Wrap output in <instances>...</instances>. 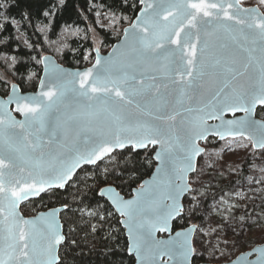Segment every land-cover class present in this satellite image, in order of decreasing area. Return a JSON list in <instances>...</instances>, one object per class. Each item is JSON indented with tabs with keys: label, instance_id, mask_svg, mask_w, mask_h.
<instances>
[{
	"label": "snow or ice",
	"instance_id": "obj_1",
	"mask_svg": "<svg viewBox=\"0 0 264 264\" xmlns=\"http://www.w3.org/2000/svg\"><path fill=\"white\" fill-rule=\"evenodd\" d=\"M260 4L264 5V0H260ZM141 16L142 20L132 25L134 38L140 44V48L134 51L141 60L150 53L159 57L161 53L158 50H163V59L167 61L163 65L165 74L171 75L173 84H179L186 90L203 88L201 78L205 75L218 77V86L212 96L215 103L209 102L212 111L208 113V118L219 119L224 110L233 114L242 111L249 117L227 121L229 127L225 132L217 130V135L221 138L225 134L243 135L246 128L255 126L256 122L250 119L252 112L257 104L264 105V13L259 12L258 8L242 7L241 0H171L166 4L162 0L159 7L155 3H148ZM161 16L162 20L159 19ZM136 29L145 35L137 37ZM217 31L231 36L232 45L239 50V57L227 51L228 44H221L225 53L211 61L201 59L197 69V45L201 42V32L211 35ZM181 33L184 34L183 38ZM128 35L126 31L125 36ZM165 43L176 45V49H165ZM185 49H188L187 54ZM208 49L209 44L205 41L203 51L206 53ZM101 63L97 53L96 65L100 66ZM128 67L133 65L129 64ZM156 71L154 69L145 77L144 70L140 69L139 75L125 72L123 76L115 78L99 73L93 78L91 70L77 73L80 84L78 94L91 102L79 114L85 120L81 123L78 117H69L63 124H56L53 131L48 133L47 142L41 134L48 130L50 114L63 97L62 91L57 95L54 89H50L42 91L37 97L17 98L16 111L24 114L23 122L15 120L7 111V106L0 104L4 108L3 114H0V141L6 153L0 155V264H56V245L64 237L55 222V213L25 220L17 210L20 202L50 187L63 188L81 163H96L116 148L123 149L126 146L139 149L159 144L161 150L156 159L163 167L157 171L168 176L171 170L181 181L180 184L168 181L172 190L167 198L173 203L165 205L163 209L154 196L155 182L142 185L134 200L125 201L119 197L113 200L121 215L127 216L129 221L142 217L130 229L134 233L131 251L142 258L144 247L149 241L169 243L155 241L154 234L156 231H168L169 220L180 214V195L188 187L183 183L185 173L193 169V159L203 151L197 146V140L205 138L209 129L204 126L205 118L200 117V124L188 141L175 146L184 153L183 161L177 164L174 145L171 143L172 125L165 127L163 122L175 121L179 112L166 111V100L160 86L145 83V78L153 82L157 80ZM242 77L248 78L249 87L237 90L233 82ZM148 93L152 94L156 105L155 112H148L153 120H137L131 108L135 105L136 109L144 111L145 106L136 98ZM42 97H47L48 102L45 103ZM217 105H220L219 112L216 111ZM16 127L22 132L16 134L10 131ZM73 127L90 134L84 149L75 143H67L68 133ZM57 131L63 133L62 139L57 137ZM13 136L18 138L13 141ZM254 146L264 149V126H261V134ZM25 167L29 169L27 178H16L13 170L19 168L23 172ZM177 236L184 237L183 242L179 243L180 255L182 264H188V256L194 249L188 244L187 233H177ZM259 264H264V259H260Z\"/></svg>",
	"mask_w": 264,
	"mask_h": 264
},
{
	"label": "trees",
	"instance_id": "obj_2",
	"mask_svg": "<svg viewBox=\"0 0 264 264\" xmlns=\"http://www.w3.org/2000/svg\"><path fill=\"white\" fill-rule=\"evenodd\" d=\"M140 0H0V66L19 84L23 92L35 91L42 73L43 54H52L65 66L85 68L95 59L92 36L100 38L102 52H107L122 36L140 10ZM108 22L112 25H108ZM11 84L0 76V95L9 93ZM257 116L264 118V107ZM226 141V140H225ZM217 138H209L203 146L214 151L207 158L217 157L221 144ZM249 144L242 161H236L229 171L230 162L204 170L199 159L197 171L190 177L192 191L184 199V210L174 223V229L197 224L194 237L193 263H224L236 256L229 252L236 247L228 239H219V227L208 217V209L222 197L230 196L238 187L247 188V198L229 208L219 224L250 220L258 211L264 213V197L257 195L264 183L262 151ZM155 149L144 151L132 148L117 151L95 167H84L64 190H52L40 198L22 206L26 216L53 207L66 206L61 220L65 242L60 248L58 264H134L135 258L128 252V239L120 223V217L99 195L107 185H114L129 197L135 188L154 171ZM211 151V150H210ZM218 151V152H217ZM217 152V154H216ZM257 156L250 161V156ZM214 157V158H215ZM216 227V228H215ZM214 230V231H213ZM255 234L254 244L264 243V230ZM224 238V237H223ZM207 240H214L229 247L219 255L200 251ZM237 251V250H236Z\"/></svg>",
	"mask_w": 264,
	"mask_h": 264
},
{
	"label": "water",
	"instance_id": "obj_3",
	"mask_svg": "<svg viewBox=\"0 0 264 264\" xmlns=\"http://www.w3.org/2000/svg\"><path fill=\"white\" fill-rule=\"evenodd\" d=\"M247 0H241V6L245 8H258L259 12L264 13L257 5L254 6H245L243 3ZM162 0H140V10L137 13L136 17L133 19L132 23L124 28L123 34L121 38L114 43L111 48L103 53L99 49H95V59L94 62L85 68H73L68 67L60 63L57 58L52 54H46L42 57V73L38 83V86L35 91L31 92H23L18 83H13L10 87L9 93L6 96L0 95V104L7 106V111L11 114V116L17 121H25V116L23 113L16 111V99L19 97H37L42 91H49L50 89H54L57 92V95L62 91L64 93L63 97L56 103L53 112L49 117V125L46 133H42L44 141L47 142L48 133H51L56 124H63L65 121L69 120V117H78L81 123L84 122L85 118L79 116L80 113L84 112L86 106L91 103L85 97H81L78 94L80 89L79 77L76 75L77 73H84L86 71L91 70L93 73V78L99 74H107L112 76L113 78L118 76H123L125 72L129 74L139 75V70L143 69L145 72V77L150 74L154 69L156 71L157 80L155 82L148 80L145 78V83H156L160 86L161 92L164 94V98L166 100V111L168 112H179V115L176 116L175 121H165L163 122L165 127L168 124L172 125V141L171 143L174 145V155L176 159V163L180 164L183 161L184 153L179 150L176 145L180 143H186L188 141L189 136L192 134L193 130H195L200 124V117H204V126L208 127L209 131L205 134V138L197 140V146L203 151L197 155L193 161V169L189 170L185 173V180L183 183H186L188 187L184 190L180 195L179 204L181 205V211L179 215L173 216L169 222V230L168 231H156L155 241H167L169 243L165 244H157L153 241H149L142 252V258H138L137 255L131 251L133 248V235L134 233L130 231V229L138 224L142 217H136L134 220L129 221L127 216L121 215L119 210L117 209L116 204L113 203V200L117 197L122 198L123 200H134L137 198V193L140 191L142 185H151L154 182L156 183L154 196L159 201L161 209L165 205H171L173 201L168 199V193L172 190L171 185L168 183L169 180L174 182L175 184H180L181 181L177 179L176 174L169 171V175L165 176L163 172H158V168H162L161 162L156 159V155L161 150V146L159 144L152 146L149 145L147 148H133L131 146H126L123 149L116 148L111 153L105 155L102 159L96 161V163L88 164L81 163L79 167H77L71 177L63 188L60 187H50L47 188L45 192L40 193L37 196L29 197L27 200L21 201L18 206V212L20 216L25 220H33L39 219L41 215H49L51 213H55V222L60 226L59 231L60 234L64 237L63 241L56 245V264L60 262V248L65 242V234L64 227L61 220V214L64 212L67 207L66 206H58L53 207L44 211H40L39 213L33 216H26L22 212V206L29 201L40 198L43 194L52 191V190H64L68 184L74 179L76 174L83 169L84 167H95L100 162L104 161L108 157L112 156L117 151H124L125 149L132 148L133 151H144L149 147L154 148L153 159L155 161V168L150 177L146 178L139 187L135 188L132 192V195L126 197L123 195L114 185H107L103 187L99 195L106 199L112 208L115 210L117 215L120 217V223L125 230L126 237L128 239V252L135 258L134 264H182L183 258L180 255L179 243L183 242L184 237H178L177 233L185 234L187 233V241L191 248L194 249L188 256V264H194L193 259L195 256V246H194V237L196 235L198 225L192 224L186 228L182 229H174L175 221L182 216L184 210V199L185 197L192 191V185L190 182V177L196 173L199 159L205 153V147L203 144L209 138H217L219 141H225L228 139H238L243 138L249 141L252 144V147L256 151H262L264 149H260L254 146L255 140L261 134V126H264V118H260L257 116V111L260 108H263L264 105L257 104L252 112L250 117L251 120L255 121V126L246 128L244 130L243 135H224V138H221L220 135H217V130L225 132L229 127L227 125V121L234 120H242L249 119L248 116L242 111H237L233 114L231 111L224 110L222 116L219 119L216 118H208V113L212 111L209 106V102L215 103L212 100V96L214 91L218 86V77L214 75H205L201 78V82L203 83V88H193V89H182L179 84L172 83V77L170 74H165V70L163 65L167 63L163 59L164 51L158 50L160 52V56L157 57L155 54H148L146 59L141 60L138 53L134 51V49H139L140 44L138 43V39L134 38L132 25L137 24L142 20L141 14L144 12L148 3H155L158 7L161 5ZM165 4L171 2V0H164ZM162 20V16L159 18ZM171 20V17H169ZM231 23V22H229ZM212 30V26H209V31ZM128 32L129 35L126 37L125 32ZM136 36L145 35L139 29H136ZM152 29L149 25V32L151 33ZM187 31V29H185ZM183 33H181V38H183ZM200 44L197 45V58H196V66L199 69L200 60L208 59L209 61L213 60L217 55L221 53H225V49L221 48V44H228L229 49L227 50L229 53L235 55L237 58L240 53L239 50L232 45L231 36L228 33L223 31L214 32L211 35H205L204 32L200 34ZM205 41L209 44V49L205 53L203 51V46ZM165 49L173 50L176 49V45L165 43ZM185 54H187L188 49H185ZM99 53L101 58V65H96V56ZM258 55V53H257ZM139 61V63H137ZM131 64L133 67H128ZM133 69H136L134 72ZM195 74V73H194ZM178 80L179 77H176ZM41 83L44 84V87L41 88ZM249 80L247 77H242L238 81H234V87L237 90L241 88L247 89L249 87ZM13 85H15V92L13 91ZM166 85V87H165ZM45 103H47V97L41 98ZM137 101L145 106L144 111H140L136 109L135 105L132 106L131 111L135 114V119L140 121H152L153 117L148 115V112H155L156 105L153 101V97L151 93H148L144 96L137 97ZM9 100L12 102L9 103ZM220 105H217L216 111L219 112ZM191 109V111H188ZM201 109L203 111H201ZM4 108L0 107V114H3ZM156 123H161L160 121H155ZM234 127V126H233ZM13 133L19 134L22 130L19 127L13 128L10 130ZM90 135L89 133L83 132L80 128L73 127L68 133V141L69 145L75 143L77 147L84 149L87 143V137ZM57 137L63 138V133L57 131ZM18 137L13 136L12 139L15 141ZM29 139H32L29 137ZM47 151V149H45ZM0 155H6L3 147V142L0 141ZM28 168L25 167L24 171L21 172L19 168L13 170L16 178H27ZM112 191L109 192L108 190ZM101 193H104L103 195ZM264 259V243L255 245L252 249L247 250L238 254L235 258L228 262L224 263H200V264H259V260Z\"/></svg>",
	"mask_w": 264,
	"mask_h": 264
},
{
	"label": "rangeland",
	"instance_id": "obj_4",
	"mask_svg": "<svg viewBox=\"0 0 264 264\" xmlns=\"http://www.w3.org/2000/svg\"><path fill=\"white\" fill-rule=\"evenodd\" d=\"M246 6H254L257 5L263 12H264V5L260 4V0H247L244 2ZM108 25H112V23L108 22ZM92 41H93V50L99 49L101 52L103 49L101 48L100 45V38L97 34L93 33L92 36ZM104 53V52H103ZM44 56V54H43ZM0 76L4 79H6L11 85L13 83H16L15 80L8 74L7 71H5L4 68H1L0 66ZM245 139L243 138H238V139H228L224 143L221 144L220 149H216L219 151V155L217 157L212 156V158H207L204 153V161L201 164V168L205 167L204 170L212 171L213 169L216 168V166H219L226 162H222V158L224 159L228 157L230 154H236L233 158V161L231 164H229L230 170L234 169V163L236 161L240 162L242 161V158H244L245 153H247L249 144L246 143ZM249 142V141H248ZM252 145V144H251ZM205 147V152L207 154H212L214 149H212L211 146H204ZM211 150V151H210ZM217 151V152H218ZM216 152V154H217ZM263 154H261L262 162H263V170H264V150L262 151ZM209 154V155H210ZM202 156V157H203ZM215 157V158H214ZM257 156H250V161L254 162L257 160ZM231 158L227 159V162H230ZM226 162V163H227ZM224 163V164H226ZM193 185V184H191ZM247 189V188H246ZM243 187H238L234 193H232L230 196L227 197H222L217 203L213 204L210 206L208 209V217L210 216L211 222L213 223L216 221V227H219V236L217 238L222 240V239H228V241H232L233 245L236 247L230 248L229 252L232 253L233 255H238L242 252H245L247 250L252 249L255 245L254 244V238L255 234H258V231L264 230V213H259V211L250 219V220H244L240 218L236 224L234 223H228L225 222L223 225L219 224L218 219L221 220L223 218L224 213L226 211H229L230 207L237 206L239 202L245 201L244 199L247 198V190ZM257 195L261 193L262 197H264V183L261 184L258 189H257ZM215 227V228H216ZM214 231V230H213ZM224 237V238H223ZM226 249H229V247H225L223 245H220L217 241L214 242V240H207L206 245L203 244L202 247L199 248V252L203 251L207 253L208 255H219V253L226 251ZM198 249H196L197 251ZM237 250V251H236Z\"/></svg>",
	"mask_w": 264,
	"mask_h": 264
},
{
	"label": "flooded vegetation",
	"instance_id": "obj_5",
	"mask_svg": "<svg viewBox=\"0 0 264 264\" xmlns=\"http://www.w3.org/2000/svg\"><path fill=\"white\" fill-rule=\"evenodd\" d=\"M244 4V3H243ZM245 5V4H244ZM246 6V5H245Z\"/></svg>",
	"mask_w": 264,
	"mask_h": 264
}]
</instances>
